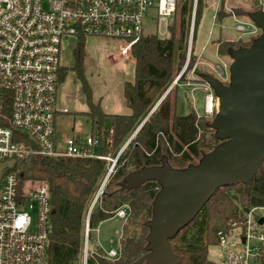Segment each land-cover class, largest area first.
Wrapping results in <instances>:
<instances>
[{"label": "trees", "instance_id": "16d2710c", "mask_svg": "<svg viewBox=\"0 0 264 264\" xmlns=\"http://www.w3.org/2000/svg\"><path fill=\"white\" fill-rule=\"evenodd\" d=\"M192 3L193 0L179 1L167 38L143 35L131 46L129 54L134 60V78L123 84V97L130 109L129 114H105L99 104L92 101L84 76L85 38L79 37L72 49L73 66L60 68L59 82L71 69L82 83L88 106L83 113L96 124L99 152L106 154L111 149V144L105 146L103 143L105 130L118 147L144 119L136 135L117 157L102 192L92 206L87 264H130L145 252L148 228L144 223L151 217V203L159 185L156 181H146L135 189L119 191L118 182L127 173L142 166L158 165L163 155L172 167L184 168L190 163H197L202 153L210 151L219 142L213 137L214 130L208 126V118L194 109L177 115L176 97L171 99L170 91L161 97L170 85L173 73L180 71L186 57ZM204 4L203 0H197L193 39ZM225 5V0H219L216 11L219 21L232 13L247 15L259 8L252 1L247 8L231 6L229 11ZM253 38H218L217 53L228 55L229 48L247 46ZM190 57L193 63L197 53L192 51ZM207 131L211 132L209 139L205 136ZM107 165L106 160L94 157L34 155L20 164L15 162L9 168L19 167L21 180H41L49 186L51 216L47 264H80L86 213L105 178ZM123 205L128 206V215L121 228L120 256L118 259L105 258L96 242L97 226L113 217L114 211ZM252 206H264V159L252 178L248 194L242 183L220 187L197 215L170 240L173 251L182 257L177 264H224L210 260L208 248L218 245V230H227L230 219L238 220V215ZM258 250L259 262L264 264V246L259 245Z\"/></svg>", "mask_w": 264, "mask_h": 264}, {"label": "built area", "instance_id": "2783aa9c", "mask_svg": "<svg viewBox=\"0 0 264 264\" xmlns=\"http://www.w3.org/2000/svg\"><path fill=\"white\" fill-rule=\"evenodd\" d=\"M179 1L0 0V264H47L49 186L41 180H21L19 167L9 169L15 162L20 164L34 155L94 157L112 162L84 221L80 264H87L89 215L115 160L98 151L96 133L84 139L57 138L56 118L68 112L58 106L63 44L73 41V49L79 37L85 42L91 37L111 39L119 50L129 54L131 46L144 35L143 19L149 11L154 12L155 23L164 22L168 29ZM249 1L264 7V0ZM196 3L193 0L187 60L193 48ZM225 9L229 11L230 7L225 5ZM255 27L251 21L250 29L243 23L234 25L236 31L247 34H254ZM184 71L185 68L180 70L173 84L179 82ZM201 84L205 85L203 115L212 117L217 98L207 83ZM107 131L103 143L110 146ZM32 201L37 210L34 223L26 209ZM114 215L125 220L127 206L117 208ZM228 226L227 230L217 231L218 245L225 249L223 263L261 264L258 247L264 246V206L248 208L238 215V220L230 219ZM232 238L234 241L229 242ZM102 250L105 258L120 256V248Z\"/></svg>", "mask_w": 264, "mask_h": 264}, {"label": "water", "instance_id": "95a60500", "mask_svg": "<svg viewBox=\"0 0 264 264\" xmlns=\"http://www.w3.org/2000/svg\"><path fill=\"white\" fill-rule=\"evenodd\" d=\"M260 29L247 46L229 48V79L198 73L217 98L208 123L219 142L202 153L197 163L172 167L165 155L160 164L142 166L118 182V190L135 189L156 181L159 190L151 203L145 252L130 264H177L170 240L200 211L220 188L242 183L248 194L264 159V7L247 14ZM262 222V218L259 219Z\"/></svg>", "mask_w": 264, "mask_h": 264}, {"label": "rangeland", "instance_id": "374dc122", "mask_svg": "<svg viewBox=\"0 0 264 264\" xmlns=\"http://www.w3.org/2000/svg\"><path fill=\"white\" fill-rule=\"evenodd\" d=\"M203 1L205 4L201 9V16L196 26L195 39L192 40V51L193 53H197V58L193 63H191V59L187 60L186 47V57L184 58L183 64L180 69L183 70L185 68L184 73L182 74L177 84H173V82L180 71L177 73H173L170 85L161 96H165L166 93L170 91L171 99H173L174 96L176 97L175 112L177 115L186 114L191 109H194L198 114H201L203 116L205 85L201 84L203 80L199 78L197 72L212 74L214 76H218L219 79L223 81H228V67L231 63V58L228 55H220L217 53L216 40L218 38L239 39L236 37H240L242 38V40H244V38L247 37V33L236 31L234 29V25L236 23H243L245 27H248V29H250V20L247 15L237 16L238 19H241L238 22L235 20V18L232 17H225L220 21H216V6L218 5L219 0ZM225 2L226 5L233 4V6H241L245 8L249 7V4L251 3V1L249 2V0H225ZM153 14L154 12L151 10L144 17L143 34L149 36L157 35L159 38H167L169 36V28L167 29L164 22L159 24L155 23L152 18ZM170 22L171 20H169V23ZM254 30L255 31L253 37L260 33V29H258L257 27H255ZM188 43L189 37L187 40V45ZM72 46L73 41L70 40L67 44H63L64 52L63 54H61V65H63L64 67L70 68L74 64L72 56ZM114 46L117 45H115V41L111 39L91 37L87 38L85 42L84 66H86V68L84 71V76L87 80V84L92 89L91 96H93V99L101 98L100 105L103 111H106L104 109V103L110 100L118 103L119 100L123 98L120 96V85H122L124 80L128 79L127 77L131 76L128 73L129 67L132 66L131 63H128V65L123 63H117L116 65H114L105 61L103 63L100 55L106 53L107 50H112ZM109 53L110 52H107L106 54ZM218 65L223 67V73L219 75L217 74L219 71ZM131 69L132 68L130 67V71ZM91 89L89 90L91 91ZM159 101L160 99L155 103L156 105H154L152 110L156 108ZM58 106L61 108H65L68 111L67 113H59L56 118L55 127L58 139L63 140L68 136H78L80 139H84L88 134L97 132L96 124L93 123L92 120L88 119L83 113L87 111L85 93L82 88V83L77 77V74L71 69L66 72V75L58 86ZM121 111H123V109ZM211 118L212 117H208L209 120H211ZM105 122L108 123V120H106ZM143 122L144 119L134 130L130 132L121 146L117 147L118 143H114L113 140L111 141V149L110 151H107L106 154L110 158H112V160H115V163L117 157L125 149L126 144L128 145L131 138L136 135V132L139 130ZM205 133L206 138L209 139L211 132L207 131ZM106 161L108 162L107 167L109 169L112 162L110 160ZM115 163L113 165V168L115 166ZM107 173L105 174V176L107 175ZM26 209L32 219V223H34L37 216L36 202L32 201L31 207L28 205ZM123 222V217L114 215L113 217L99 223L96 229L97 245L105 250L111 247L119 249V240ZM91 231L92 230L90 229L89 232ZM233 241V238L229 240V242ZM254 242L256 241H252V243ZM249 252L252 253L251 250ZM208 258L215 262L223 263L225 260V249L219 245L210 246L208 248Z\"/></svg>", "mask_w": 264, "mask_h": 264}, {"label": "crops", "instance_id": "0c3cea01", "mask_svg": "<svg viewBox=\"0 0 264 264\" xmlns=\"http://www.w3.org/2000/svg\"><path fill=\"white\" fill-rule=\"evenodd\" d=\"M218 6H219V1H218V5L216 6V11L218 9ZM227 6L231 7L233 5H231V4L228 5L227 4ZM230 17L235 18V20L237 22L239 20H241L240 18L238 19L237 15H235L234 13H232V15ZM173 20H174V17L172 18V23H173ZM252 35H253L252 33L247 34V37L244 38V40L250 39L252 37ZM236 38H239V37H236ZM228 39H235V38H228ZM239 39H242V38H239ZM194 49H195V47H194ZM107 52H110V53L106 54ZM107 52L102 54V55H100L103 63L105 61L107 63L114 64V65H116L117 63H123V64H126V65H128V63H131V65H132V66H130L132 68L131 71H130V67H129V71H128V73L131 76L127 77L128 79L124 80L122 85H120V90H121L120 91V96L123 97V84H124V82L125 81H132L133 78H134V62H133L134 60L132 59L130 54L123 52V50H119L117 46H114V48H112V50H109V51L107 50ZM218 67H219V71H218L217 74L219 75L220 73H223V67H221L220 65H218ZM85 68H86V66H84V71H85ZM96 68H97V66H96ZM97 70H98V68H97ZM216 77H218V76H216ZM91 93H92V89H91ZM92 101L94 103H98L101 111L103 113H105V114H129L130 113V109L128 108V106L126 104V101H125L124 97L122 99H120L118 103L114 102L112 100L104 103V109L106 111H103L102 108H101V105H100L101 98L93 99V96H92ZM122 109H123V111H121ZM87 110H88V106H87ZM121 112H124V113H121Z\"/></svg>", "mask_w": 264, "mask_h": 264}]
</instances>
